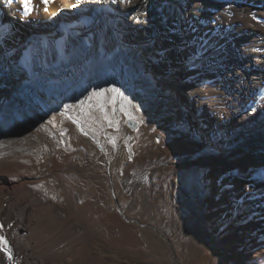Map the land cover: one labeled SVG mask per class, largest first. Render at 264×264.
Segmentation results:
<instances>
[{
  "label": "bare ground",
  "instance_id": "6f19581e",
  "mask_svg": "<svg viewBox=\"0 0 264 264\" xmlns=\"http://www.w3.org/2000/svg\"><path fill=\"white\" fill-rule=\"evenodd\" d=\"M33 1L39 3L38 0ZM50 1L48 7L43 6L44 12L40 11V15L27 23L17 20L19 12L24 10L23 0H0L1 21L11 27V31H0V43L10 39L13 42L10 50L0 52V98L17 100L21 90L33 92L36 89L35 78L52 72L82 70L87 64L96 67L111 64L104 75L110 88L116 90L113 91L116 113L118 108L131 110V98L127 93L138 80H134L128 70L144 66V78L148 73L154 77L155 91L174 94L180 104L192 109L196 120L211 122L202 135L206 146L213 151L214 168L208 172L211 180L218 184V177L225 168L235 171L239 179L232 189H221L220 184L216 194L219 195L221 190L226 192L233 212L228 226L235 247L233 253L247 261L263 256L264 234L260 226L264 224V0ZM174 3L183 7L185 20L175 14ZM106 4L115 7L106 14L107 18L102 19L94 10ZM211 14L218 17L224 14L227 22L217 20L215 25H211L214 18ZM198 31L201 39L216 38L222 48V60L216 64L215 70L224 87L211 93L213 96L220 94L222 108L220 103L218 105L217 101L207 98L201 85L198 87V83L189 79L191 69L183 63L187 57L185 48L195 44ZM122 61L126 63L122 67L112 66ZM214 64L211 57L204 61V71L214 70ZM101 91L87 85L75 95L87 104L94 94H101L103 98L105 91ZM42 100L45 106L67 115L47 99ZM1 113L0 107V116ZM100 114L107 116L104 107ZM211 115L214 120H211ZM3 134L0 133V152L5 148L1 141ZM215 137L220 141L209 144L207 140ZM226 139L228 143L224 144ZM96 145L99 153L95 152V159H82L81 165L73 162L63 173L91 184L94 193L91 192L89 197L100 205L106 203L107 196L108 204L117 209L124 221H128L119 208L118 189L126 193L127 202L133 207L136 200L132 181L126 177L112 178L108 154L97 142ZM162 163L163 166L166 164ZM93 170H103L105 175L94 174ZM10 185V180L0 178V237L4 238V242H0V264H120L117 254L112 258H102L100 251H95L88 258H80L76 250L85 239L82 222L69 221L60 208L45 198L37 197L24 183H19L18 194L24 200L32 199V205L15 213L16 206L10 201L5 202ZM78 186L79 196L86 199L81 182ZM232 192L240 194L243 203L232 206ZM144 209L151 214L147 195ZM243 210L247 219L238 226L236 214ZM32 224L35 226L33 234L39 238L33 245L27 239ZM99 227H103L100 221L90 230L96 231ZM111 232L116 234L114 229ZM241 240L247 242L244 248L237 244ZM41 252L58 253L60 258L40 257ZM245 260L243 264H249ZM234 264H237L235 260Z\"/></svg>",
  "mask_w": 264,
  "mask_h": 264
},
{
  "label": "rangeland",
  "instance_id": "374dc122",
  "mask_svg": "<svg viewBox=\"0 0 264 264\" xmlns=\"http://www.w3.org/2000/svg\"><path fill=\"white\" fill-rule=\"evenodd\" d=\"M25 2L32 9L28 15H24V10L20 11L17 20L30 23L51 1L23 0L24 5ZM173 5L177 17L185 20L183 7L179 3ZM114 7L106 4L94 12L104 19ZM211 15L214 17L211 25L217 20L227 22L224 14ZM1 18L2 15L0 31H11L10 25L4 24ZM195 34L196 42L186 46L187 57L183 63L191 69L189 79L198 83V87L201 85L207 98L220 105V94L213 96L211 93L224 87L215 70L222 60V48L216 38L201 39L199 31ZM4 42L0 43V52L10 50L13 43L11 39ZM208 55L215 62L214 70L204 71L203 63L210 58ZM124 64L122 61L112 66L119 68ZM16 65L20 66L19 63ZM110 66L87 64L82 70L52 72L34 79L36 89L33 92L21 90L17 100L13 101L0 98V133H4L1 141L5 145L0 152V178L10 180L11 184L6 190L5 202L10 201L16 206L15 213L31 206L32 199L24 200L18 194L19 183H24L37 197L60 208L69 221H81L85 239L76 250L80 258H88L100 251L102 258L117 254L120 264H234V260L243 264L245 259L241 260L233 253L235 247L228 230L233 212L227 194L221 190L216 195L220 184L221 189H232L239 179L235 171L225 168L218 177V184L211 180L213 151L202 137L211 122L196 120L192 109L180 104L174 94L155 91L154 77L148 73L144 78V66L128 70L130 76L138 80L127 93L131 98V110L118 108L116 113L114 92L104 75ZM87 85L105 91L103 98L97 93L91 96L89 103L81 102L75 94ZM42 98L60 107L67 115L45 106ZM192 101L195 102L193 97ZM103 107L107 116L100 114ZM211 120H214L212 115ZM207 141L216 144L220 138ZM96 142L108 154L111 177H126L132 181L136 200L133 207L127 202L126 193L118 189L119 208L128 221L108 204L107 196L105 204L97 205L89 197L91 192L94 193L91 184L63 173L73 162L81 165L82 159H95V152L99 151ZM223 143L227 144L228 140ZM162 162L166 164L163 166ZM94 171L91 172L105 175L103 170ZM250 175L253 177L252 173ZM79 182L86 199L79 196ZM231 194L232 206L243 203L240 194ZM145 195L149 196L151 214L144 209ZM236 218L239 226L247 219L244 210L238 211ZM99 221L103 227L91 231L90 228ZM30 228L27 239L33 245L39 238L33 234L35 226L32 224ZM113 229L116 234L111 232ZM260 230L264 234V224ZM249 234L253 235V232L249 231ZM246 243L243 240L237 242L242 248ZM5 249L8 252V246ZM39 256L60 258L58 253L41 252ZM257 258L245 261L264 264V255Z\"/></svg>",
  "mask_w": 264,
  "mask_h": 264
},
{
  "label": "snow or ice",
  "instance_id": "6c2138e0",
  "mask_svg": "<svg viewBox=\"0 0 264 264\" xmlns=\"http://www.w3.org/2000/svg\"><path fill=\"white\" fill-rule=\"evenodd\" d=\"M30 12V9L27 6V2H25V6H24V15H28ZM113 91H116L115 89H113ZM0 242H4V238L0 237Z\"/></svg>",
  "mask_w": 264,
  "mask_h": 264
}]
</instances>
